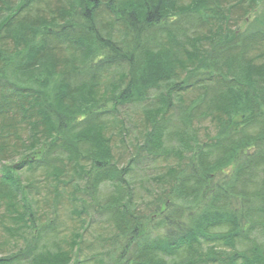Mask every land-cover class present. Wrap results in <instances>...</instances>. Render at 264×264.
<instances>
[{"label": "trees", "instance_id": "trees-1", "mask_svg": "<svg viewBox=\"0 0 264 264\" xmlns=\"http://www.w3.org/2000/svg\"><path fill=\"white\" fill-rule=\"evenodd\" d=\"M261 1L0 0V264H264Z\"/></svg>", "mask_w": 264, "mask_h": 264}, {"label": "rangeland", "instance_id": "rangeland-1", "mask_svg": "<svg viewBox=\"0 0 264 264\" xmlns=\"http://www.w3.org/2000/svg\"><path fill=\"white\" fill-rule=\"evenodd\" d=\"M180 3H184L186 0H178ZM264 14V0L261 1L258 6L256 7V9L247 15V17L245 16V14L242 17V20L238 22V27L240 28L241 31L247 33L250 31H253V29H256V27L258 26V23L256 25L255 21L256 19L260 18L261 15ZM234 29V27H232ZM139 110H133V109H127L122 113L121 118L123 120H125V124H127L128 126H131L132 129L134 130V132L136 134H138L136 128L134 126H138L139 125ZM131 127L129 128V130L131 131ZM136 138H134V136L132 135H125L122 139V143L126 146V150H128L127 154H123V150H122V145H121V139L119 137H114L113 139V144L117 147V150L115 151L116 153V158L117 159H121L122 163H125V159H126V155H128V153L130 154L132 147L135 145L136 143Z\"/></svg>", "mask_w": 264, "mask_h": 264}]
</instances>
